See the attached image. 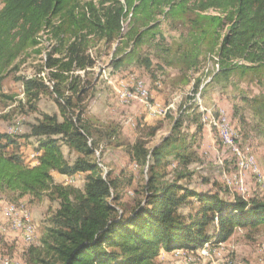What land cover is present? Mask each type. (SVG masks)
I'll list each match as a JSON object with an SVG mask.
<instances>
[{"label":"trees","instance_id":"1","mask_svg":"<svg viewBox=\"0 0 264 264\" xmlns=\"http://www.w3.org/2000/svg\"><path fill=\"white\" fill-rule=\"evenodd\" d=\"M0 1V87L19 58L30 51L44 54L46 76H24V92L35 102L49 90L59 104V113H43L30 128L27 136L37 144L32 161L19 151L17 137L0 132V194L8 204L17 206L25 198L31 205L44 198L58 202L39 244L26 249V264H163V250L197 249L208 241L218 246L237 227H264V199L238 194L226 199L220 192H200L181 183L190 174L191 160L183 152L181 129L191 118L197 132L206 124L196 98L206 73L161 143L150 148L140 136L129 148L131 161L147 169L143 195L131 207L123 202L120 179L105 172L96 156L108 146H123L114 144L120 131L88 118L86 106V96L96 86V79L88 77L97 64L93 42L118 41L115 53H125L116 59L119 66L143 45L165 41L163 21L178 32L179 64L189 69L212 57L220 68L214 78L250 77L264 90V0ZM125 20L128 30L123 33ZM143 61L151 70L152 61ZM252 104L264 118V93ZM159 129L149 124L146 134L154 136ZM63 145L77 152L75 160L65 156ZM170 156L178 166L168 177L163 169ZM54 173H81L84 187L57 183ZM187 206L186 213L182 209Z\"/></svg>","mask_w":264,"mask_h":264},{"label":"rangeland","instance_id":"2","mask_svg":"<svg viewBox=\"0 0 264 264\" xmlns=\"http://www.w3.org/2000/svg\"><path fill=\"white\" fill-rule=\"evenodd\" d=\"M160 29L165 36L164 42L154 41L143 45L127 56L124 64L119 66L115 64L116 59L125 53L123 50L115 53L118 41L106 43L97 39L91 47L97 64L88 77L96 79V86L86 96L87 117L97 124L116 126L120 132L114 144L123 143V146L111 145L103 148L102 155L99 154V150L96 152L99 160L101 158L104 171L111 170L112 177L120 179V192L127 206L131 207L135 199L141 198L147 169L142 170L131 161L129 148L140 136L147 139V146L150 148L161 143L170 133L173 119L186 103L195 82L200 79L202 73H206L197 100L199 109L204 112L203 121L206 124L201 132H197L196 123L191 118L181 129L186 145L183 152L190 153L191 159L188 162L190 174L181 183L200 192H220L226 199H233L235 194L250 200L264 199V118L263 112L258 111L257 105L252 104L253 98L262 95L264 90L250 77L234 74L229 78L220 75L214 78L211 67L217 63L212 57L209 61L202 58L196 67L185 68L179 64L176 53L178 32L172 30L166 21L161 23ZM127 30L128 20H125L123 33ZM43 56L44 54L30 51L19 58L17 68L4 78L0 87V132L17 137L19 151L29 161H32L35 155L32 153H36L37 145L35 137L27 136L32 124L36 123L43 113H59V104L49 90L35 102L24 92L22 80L24 76L32 77L38 74L46 76L47 72L44 73L41 69ZM144 58L152 61L151 70L145 67ZM215 69L217 73L218 68ZM105 72V77L110 74L111 82L102 76ZM137 80H143L149 88L148 100L151 103L160 102L167 108L166 115H163L167 118H153L148 122L150 119L148 116L152 115H149L147 100L135 91ZM128 92L134 93L133 98L127 95ZM220 116L227 119L229 126L232 127V132L234 131V135L238 137L236 138L238 145L253 155L256 162L254 168L241 169L237 156L235 157L231 149L224 145L217 126ZM149 124L160 126L154 136L146 134ZM62 150L70 161L78 156L76 151L69 150L66 145H63ZM169 158L170 163L163 171L171 177L178 166V161L172 156ZM56 182L74 184L80 188H83L85 183L83 174ZM8 203L5 196L0 194V264H26V249L30 245L39 244L48 218L57 209L58 202H50L44 198L39 204L31 205L25 198L17 206ZM6 204L8 205L5 206ZM10 207H14L15 212L17 210L18 217L28 214L36 232L33 241L26 239L22 229L12 227V221L6 217L7 209ZM182 210L187 213L190 207H184ZM213 230L214 224L209 227V231L213 233ZM207 243L211 245L208 255L198 251L184 256L182 262L172 263L264 264V227L259 230L237 227L229 242L218 246L212 245L210 241Z\"/></svg>","mask_w":264,"mask_h":264},{"label":"bare ground","instance_id":"3","mask_svg":"<svg viewBox=\"0 0 264 264\" xmlns=\"http://www.w3.org/2000/svg\"><path fill=\"white\" fill-rule=\"evenodd\" d=\"M215 68L220 69L218 64L217 65H212L211 70H212V73L214 75H215V72L217 71ZM134 88H135L136 93L139 96L144 97L147 100V107L149 109V113L152 116H163V115H166L167 108L163 107L161 104H158L157 102L156 103H153V102L151 103L148 100L149 99V88L146 87V84L144 83L143 80H137L136 83H135ZM200 93L201 92L199 91L196 94L197 100H199ZM127 95L129 97L133 98L134 93L128 92ZM217 126L219 127V130L221 132V138H222V141H223L224 145H226V147L231 149V151L234 152V155L237 156L238 164H239L240 168L243 169V170H246L248 168H254L256 162L254 161L255 159L253 158V155H251V153L243 150L238 145V143L236 141V138H234L233 136H226L224 138V140H223V129H230V126H229V124L227 122V119H225L223 116H220V121H219V124ZM233 132H232V134H234ZM98 161H100L99 157H98ZM100 165H101V163H100ZM16 212H17V210H16ZM16 212H15L14 207H12L11 212H10V214L8 216V219L10 220V222L12 221V227L18 228V229L20 228V230L22 229V231L25 232L26 238L28 240H30V241L33 240L34 237H35L36 232L34 230L33 224L31 223L29 217L27 216L28 214L27 215L22 214L21 217H18L17 216L18 214ZM29 227H31V228H29ZM202 247L198 251L201 252L203 255H207V251H208V254H209V250H211V245H209V243H207V244L204 245L203 248ZM225 264H230V263H225Z\"/></svg>","mask_w":264,"mask_h":264},{"label":"crops","instance_id":"4","mask_svg":"<svg viewBox=\"0 0 264 264\" xmlns=\"http://www.w3.org/2000/svg\"><path fill=\"white\" fill-rule=\"evenodd\" d=\"M3 6V5H2ZM106 72H109L106 70ZM106 72L104 75H102L105 80L111 82V78H110V74H108L107 77H105L106 75ZM158 104H160V102H157ZM209 109V108H207ZM151 115V114H149ZM150 117V119L148 120V122H151L153 120V118H156V119H163L164 117L166 116H148ZM208 125V124H207ZM70 150V149H69ZM35 153H32V155H34ZM77 175H81L80 174H77ZM74 176H67V175H62V174H58V173H54V179L55 181H58L60 179H63V178H72ZM70 181V180H69ZM8 204H6L5 206H7ZM11 209L12 207L8 208L7 210V215L6 217L8 218L10 212H11ZM5 219V218H4ZM6 220V219H5ZM233 236V235H232ZM232 236L226 241V242H229V240H231ZM27 239V238H26ZM30 241V240H29ZM33 241V240H32ZM225 243V242H224ZM222 244V243H221ZM201 247L197 248V249H178V250H175V251H165L163 250L159 256V259L163 262V264H170V262L172 263V261H177V262H182L183 260V257L186 256V255H191L192 253H198V250L200 249ZM173 264V263H172ZM181 264V263H180Z\"/></svg>","mask_w":264,"mask_h":264},{"label":"built area","instance_id":"5","mask_svg":"<svg viewBox=\"0 0 264 264\" xmlns=\"http://www.w3.org/2000/svg\"><path fill=\"white\" fill-rule=\"evenodd\" d=\"M224 115L226 116V113H225V111H224ZM223 129V128H222ZM226 136H233L234 138H238V137H236L234 134H232V127L230 126V129H223V140H224V138L226 137ZM232 153L234 154V152L232 151ZM235 157H236V155H235ZM253 172H254V170H253ZM24 211H26V210H24ZM24 220V219H23ZM29 228H31V227H29ZM207 255H208V251H207Z\"/></svg>","mask_w":264,"mask_h":264}]
</instances>
